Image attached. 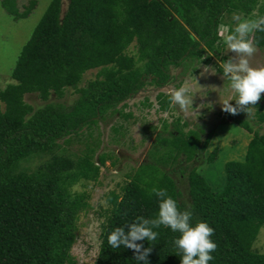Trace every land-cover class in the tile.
<instances>
[{
    "label": "trees",
    "instance_id": "16d2710c",
    "mask_svg": "<svg viewBox=\"0 0 264 264\" xmlns=\"http://www.w3.org/2000/svg\"><path fill=\"white\" fill-rule=\"evenodd\" d=\"M255 2L66 0L60 13L61 0L48 1L18 51L9 81L0 87V264H73L70 248L76 220L87 201L72 187L80 180L93 181L98 167L90 154L74 157L59 141L107 112L129 117L122 112L125 99L146 82L155 86L169 82L171 67L191 60L210 63L222 15L234 10L247 14ZM35 3L28 0L19 10L16 0H0L15 20L26 17ZM256 38L257 47L264 48V33H256ZM130 44L132 54L127 53ZM94 68V77L78 87L82 74ZM216 71L222 69L216 66ZM67 88L77 92L72 102L47 101L51 94L61 97ZM27 93L44 103L32 107L23 99ZM156 101L160 110H166L170 99L157 93ZM252 108L256 121L264 122L263 94ZM223 115L251 133L243 157L226 160L221 182L211 186L187 162L200 154L205 164L213 163L217 148L207 150L212 131L176 128L175 134H157L147 151L149 160L134 169L119 192H107L109 208L100 223L92 264H142L134 260L131 249L111 248L107 236L137 217L155 216L158 201L150 194L153 187L166 188L181 209L190 207L193 224L202 221L214 229L211 239L217 249L209 264H264V253L251 249L264 225V133L252 130L244 118L225 111ZM34 157L39 161L32 168L21 165ZM179 157L184 161L178 169L186 174L187 201L180 200L167 173ZM103 160L100 154L99 164ZM156 231L155 244L137 242L152 248L149 264H180L171 244L178 233L165 227Z\"/></svg>",
    "mask_w": 264,
    "mask_h": 264
},
{
    "label": "rangeland",
    "instance_id": "374dc122",
    "mask_svg": "<svg viewBox=\"0 0 264 264\" xmlns=\"http://www.w3.org/2000/svg\"><path fill=\"white\" fill-rule=\"evenodd\" d=\"M48 1L35 0L36 3L28 15L16 20L0 5V87L9 81V73L18 51ZM16 2L21 10L28 0H16ZM65 4L66 0H61L60 13L63 12ZM263 12L264 0H256L252 10L247 14L239 10L224 13L218 26L219 39L216 52H210V63L202 64L191 60L189 64L171 67L169 82L162 86L146 82L136 94L125 99L122 112L130 113L129 117L124 118L116 112H107L101 118H97L94 124L83 127L65 137V140L59 141L63 150L74 157L83 153L90 154L91 160L98 167V175L93 181L80 180L72 187L73 191L84 193L87 201V205L79 212L76 220V235L70 248L73 264H92L98 250L100 223L106 209L109 208V203H105L107 202L105 196L109 191L119 192L120 186L128 180L134 169L149 160L147 151L157 134H175L176 128L186 131L201 127L204 134L212 131L207 150L217 148L213 163L205 164L203 155L200 154L187 162L194 165L211 186L221 182V168L226 160H239L243 157L251 133L223 115L221 105L233 99V92L228 82L222 79V72L216 71V66L220 67L217 61L226 60L232 55L223 43L221 32L225 27L235 25L233 15L250 19L260 16ZM133 51L134 45L130 44L127 53L132 54ZM250 63L253 67H264V48H256ZM193 66L194 68L191 69ZM95 72V68L86 70L77 86L85 85L94 77ZM181 85L190 87V95L194 96L192 107L197 111H182L170 101L166 110H160L157 106L156 94H168L171 88ZM76 96L77 92L74 88H67L61 97L57 98L51 94L47 101L68 104ZM23 99L32 107L44 103L33 93L24 94ZM120 106L119 104L116 108ZM0 108H2L1 102ZM252 112L253 108L248 114L242 112L232 117L244 118L252 130L264 133V122H257ZM100 154L104 155L102 164L98 162ZM38 161L39 159L34 157L22 162L21 165L32 168ZM183 163L184 161L179 157L177 165H174L175 168L168 169L167 173L181 194L180 200L187 201L186 174L178 169ZM251 249L264 253V225L259 227Z\"/></svg>",
    "mask_w": 264,
    "mask_h": 264
},
{
    "label": "clouds",
    "instance_id": "9594fccd",
    "mask_svg": "<svg viewBox=\"0 0 264 264\" xmlns=\"http://www.w3.org/2000/svg\"><path fill=\"white\" fill-rule=\"evenodd\" d=\"M233 20L236 21L235 25L225 27L221 32L223 43L232 55L226 60L217 61L222 69V79L228 82L233 92V99L225 101L221 108L232 115L239 112L248 114L264 93V67H253L250 63L257 48L256 33H264V16L242 19L234 14ZM168 96L170 102L182 111H197L192 107L194 96L190 95L189 86L173 87ZM233 100L234 106L229 103ZM150 194L155 195L158 201L155 216L137 217L130 224L114 228L107 236L108 245L113 249H131L135 261L149 264L148 256L152 248L137 242L155 244L159 236L156 229L165 227L178 233L171 244L180 258V264H209L214 259L212 253L217 249V244L211 239L214 229L202 221L193 224L190 207L181 209L166 188L153 187Z\"/></svg>",
    "mask_w": 264,
    "mask_h": 264
}]
</instances>
